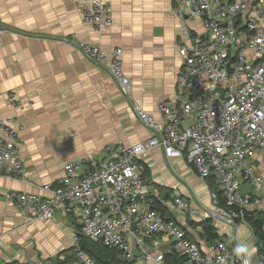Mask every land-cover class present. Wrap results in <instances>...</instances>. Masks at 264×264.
<instances>
[{
  "label": "crops",
  "instance_id": "crops-1",
  "mask_svg": "<svg viewBox=\"0 0 264 264\" xmlns=\"http://www.w3.org/2000/svg\"><path fill=\"white\" fill-rule=\"evenodd\" d=\"M88 1L0 0V26L4 27L0 120L19 119V152L28 171L25 181L0 177V264H75L72 240L80 233L77 206L53 207L52 219L31 222L29 209L17 208L5 198L8 191L46 197L45 187L56 186L67 163L80 161L82 172H89L112 145H133L152 135L108 73L89 61L75 43L94 42L107 51L120 48L123 70L132 81L131 98L159 124V104L179 108L188 96V90L177 84L183 70L180 46L189 48L205 39L200 17L179 18L177 0H99L111 9L112 24L94 31L80 15ZM249 1L252 6L253 0ZM244 20L238 21L240 27ZM9 93L16 98V108ZM136 164L146 179L148 196L204 254H215L219 242L232 249L247 240L255 249L250 264H261L250 227L224 221V203L218 198L213 203L214 179L200 178L184 153L167 159L157 147L138 157ZM248 164L261 182L254 186L242 180L240 189L251 196L262 195L264 152L257 151ZM176 197L185 203V210L163 204L173 203ZM204 220L211 222L219 240L208 242L202 236L199 224ZM143 244L152 253L173 251L171 238L164 235L155 236L152 245L147 239ZM133 248L134 264H140L137 245Z\"/></svg>",
  "mask_w": 264,
  "mask_h": 264
},
{
  "label": "built area",
  "instance_id": "built-area-1",
  "mask_svg": "<svg viewBox=\"0 0 264 264\" xmlns=\"http://www.w3.org/2000/svg\"><path fill=\"white\" fill-rule=\"evenodd\" d=\"M250 4L249 0H177L179 18L189 15L203 20L205 39L189 48L180 46L183 70L177 84L188 90V96L179 108L159 104L160 124L131 98L132 81L123 70L120 48L107 51L94 42L75 43L89 61L108 73L152 135L133 145H112L89 172H82L80 161L67 163L56 186L45 187L49 192L46 197L8 191L5 198L17 208L29 209L31 222L52 219L53 207L77 206L80 234L116 248L127 261L135 259L136 244L140 264H163V255L152 253L143 241L152 245L155 236L164 235L171 238L173 251L184 257L186 264H242L233 254L234 247L219 242L218 251L208 256L197 242L186 238L180 225L162 218L146 192V179L136 159L157 147L167 159L184 153L200 178L214 179L227 209L223 218L229 225L246 224L250 212L264 211V194L251 196L240 189L242 180L260 185L248 160L257 151L264 152V0ZM111 13L99 0L88 1L80 10L82 21L94 31L112 24ZM241 18H245L242 27L238 23ZM3 31L0 26V35ZM8 96L16 108L15 96ZM21 129L16 117L0 120V177L27 178L19 152ZM212 198L216 203V194ZM163 204L186 209L177 197L173 203ZM71 255L75 264H93L77 236L72 240ZM259 258L264 264V254Z\"/></svg>",
  "mask_w": 264,
  "mask_h": 264
},
{
  "label": "trees",
  "instance_id": "trees-1",
  "mask_svg": "<svg viewBox=\"0 0 264 264\" xmlns=\"http://www.w3.org/2000/svg\"><path fill=\"white\" fill-rule=\"evenodd\" d=\"M215 194L218 200L224 203V201L219 196L221 193L218 192L217 186ZM153 206L154 209L159 212L162 218L171 221L170 218L166 217L165 210L161 208V205L158 201H154ZM245 221L252 231L257 252L259 254H264V211L255 210L250 212ZM199 225L202 229V236L206 239V241L212 242L217 239L219 240V236L216 234L215 228L209 220H204ZM77 237L79 239L81 250L93 261V264H134L133 260L127 261L122 259L120 257L119 251L116 248H108L100 240L94 241L84 238L80 233ZM162 255L164 264H183V262H185V258L180 257L174 251L164 253Z\"/></svg>",
  "mask_w": 264,
  "mask_h": 264
},
{
  "label": "clouds",
  "instance_id": "clouds-1",
  "mask_svg": "<svg viewBox=\"0 0 264 264\" xmlns=\"http://www.w3.org/2000/svg\"><path fill=\"white\" fill-rule=\"evenodd\" d=\"M233 254L240 258L242 264H250V257L254 254L255 249L250 241L237 242L233 248Z\"/></svg>",
  "mask_w": 264,
  "mask_h": 264
}]
</instances>
